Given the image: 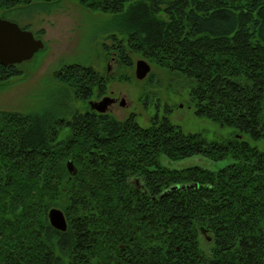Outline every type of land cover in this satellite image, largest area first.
Instances as JSON below:
<instances>
[{
	"label": "trees",
	"instance_id": "trees-1",
	"mask_svg": "<svg viewBox=\"0 0 264 264\" xmlns=\"http://www.w3.org/2000/svg\"><path fill=\"white\" fill-rule=\"evenodd\" d=\"M60 1L0 0V18L30 30ZM77 1L113 16L129 54L184 80L197 114L264 139V0ZM82 67L55 71L72 93L56 110L0 111V264H264V151L166 117L141 126L134 114L73 109L78 85L97 84L78 78ZM20 73L0 64V86ZM161 154L232 161L170 169ZM53 206L65 231L49 223Z\"/></svg>",
	"mask_w": 264,
	"mask_h": 264
},
{
	"label": "rangeland",
	"instance_id": "rangeland-1",
	"mask_svg": "<svg viewBox=\"0 0 264 264\" xmlns=\"http://www.w3.org/2000/svg\"><path fill=\"white\" fill-rule=\"evenodd\" d=\"M15 13L10 12L5 16L17 19ZM112 22V15L90 11L77 0H61L49 12H36L28 19L29 29L34 35L38 34V30H43L40 38L44 41V48L31 59L18 63L17 68L21 73L12 76L7 83L0 86V111H40L44 108L50 109L49 112L56 110L57 103L70 99L72 93L65 98L70 89L64 85V81L55 79L54 73L62 66L77 62L92 66L107 76V91H114L118 97L119 104L111 106L110 109L116 118L124 119L134 114L139 125L148 126L154 118L166 117L183 132L199 133L207 141L227 142L241 139L264 151L263 138H253L235 127L222 125L197 114L181 78L170 77L166 70L158 69L145 59L150 65V71L143 79H137L134 72L135 62L144 58L129 54V51L128 65L112 62L109 57L112 52L107 48L112 40L108 35L113 39L120 38L126 44L125 36L114 30ZM108 65L110 70L107 75ZM86 104L90 110L89 102L80 99L71 108L83 112ZM231 161L230 157L211 160L202 155L180 160H170L163 154L159 156V162L170 169L198 165L217 171ZM206 241L210 240L206 239L205 234L200 235L202 249Z\"/></svg>",
	"mask_w": 264,
	"mask_h": 264
},
{
	"label": "water",
	"instance_id": "water-1",
	"mask_svg": "<svg viewBox=\"0 0 264 264\" xmlns=\"http://www.w3.org/2000/svg\"><path fill=\"white\" fill-rule=\"evenodd\" d=\"M44 47V41L35 37L28 29H23L17 23L8 19L0 18V63L3 65L19 63L29 60L33 55ZM150 70V65L145 59H138L135 62V75L143 78ZM111 98L104 97L100 101H90V107L97 111L104 112ZM69 171L74 172L72 163H68ZM50 224L57 229L65 230L66 222L60 209L51 208L48 212Z\"/></svg>",
	"mask_w": 264,
	"mask_h": 264
},
{
	"label": "flooded vegetation",
	"instance_id": "flooded-vegetation-1",
	"mask_svg": "<svg viewBox=\"0 0 264 264\" xmlns=\"http://www.w3.org/2000/svg\"><path fill=\"white\" fill-rule=\"evenodd\" d=\"M109 38L112 40L110 47H107L106 44H104V47L108 48V50H111V54H109L110 59L112 62H118L121 65H125V58L127 56V51L125 49V44L122 42L120 38L113 39L110 34L108 35ZM77 63V62H74ZM66 64V63H65ZM63 64V65H65ZM61 70V67L59 68ZM79 73L78 78H87L89 80H94L96 78L97 84L95 85V90H92L91 87H87L84 83L79 85L78 88H84L86 94L84 95V98L86 102L88 103L90 100H100L101 98L108 96L111 98V102L109 103V106L107 107V110L104 111L106 113H110L111 106H115L119 104L117 94L114 93V91H107V88L104 87L103 80L107 79V76L105 74L100 73L98 70L93 68L92 66H85L76 69ZM107 75L110 70V66H107ZM96 111V110H95ZM99 112V111H96ZM113 115V114H112Z\"/></svg>",
	"mask_w": 264,
	"mask_h": 264
},
{
	"label": "bare ground",
	"instance_id": "bare-ground-1",
	"mask_svg": "<svg viewBox=\"0 0 264 264\" xmlns=\"http://www.w3.org/2000/svg\"><path fill=\"white\" fill-rule=\"evenodd\" d=\"M3 19H4V18H3ZM10 21H11V20H10ZM15 23H16V22H15ZM18 26H19V25H18ZM19 27H20V26H19ZM20 28H21V27H20ZM30 31H31V30H30ZM31 32H32V31H31ZM43 48H44V47H43ZM43 48H42V49H43ZM42 49H40V50H42ZM40 50H39V51H40ZM37 52H38V51H37ZM25 61H26V60H25ZM19 63H21V62H19ZM0 64H1V63H0ZM15 64H18V63L7 64V65H4V66L15 65ZM2 65H3V64H2ZM149 71H150V70H149ZM149 71H148V72H149ZM148 72H147V74H148ZM147 74H146V75H147ZM146 75H145V76H146ZM135 76H136V75H135ZM145 76H144V77H145ZM144 77H143V78H144ZM136 78H137V77H136ZM143 78H137V79H143ZM105 97H108V96H105ZM103 98H104V97H103ZM103 98H102V99H103ZM99 101H100V100H99ZM89 102H90V101H89ZM89 106H90V104H89ZM108 106H109V105H108ZM90 110H94V111H95L96 109L90 107ZM106 110H107V109H106ZM106 110H105V111H106ZM96 111H97V110H96ZM99 112H100V111H99ZM53 208H55V207H53ZM57 209H58V208H57ZM61 211H62V210H61ZM48 212H49V211H48ZM62 213H63V211H62ZM63 215H64V213H63ZM64 218H65V215H64ZM48 220H49V219H48ZM65 222H66V218H65ZM49 223H50V222H49ZM50 225H51V224H50ZM51 226H52V225H51ZM52 227H53V226H52ZM53 228H54V227H53ZM66 228H67V222H66ZM66 228H65V230H66ZM55 229H57V228H55ZM57 230H59V231H65V230H60V229H57ZM208 240H209V238H208Z\"/></svg>",
	"mask_w": 264,
	"mask_h": 264
}]
</instances>
